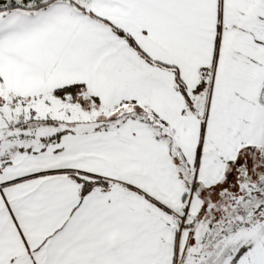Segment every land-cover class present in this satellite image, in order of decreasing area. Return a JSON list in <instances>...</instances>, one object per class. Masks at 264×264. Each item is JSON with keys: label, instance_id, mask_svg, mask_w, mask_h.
Wrapping results in <instances>:
<instances>
[{"label": "snow or ice", "instance_id": "1", "mask_svg": "<svg viewBox=\"0 0 264 264\" xmlns=\"http://www.w3.org/2000/svg\"><path fill=\"white\" fill-rule=\"evenodd\" d=\"M0 264H264V0H0Z\"/></svg>", "mask_w": 264, "mask_h": 264}]
</instances>
